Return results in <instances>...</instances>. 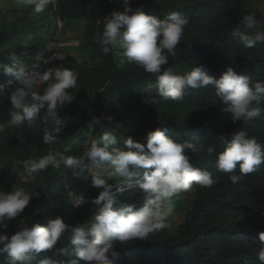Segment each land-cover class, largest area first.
Segmentation results:
<instances>
[{
    "label": "clouds",
    "instance_id": "1",
    "mask_svg": "<svg viewBox=\"0 0 264 264\" xmlns=\"http://www.w3.org/2000/svg\"><path fill=\"white\" fill-rule=\"evenodd\" d=\"M123 3V12L105 16L103 30L96 34L102 53L123 57L154 75L161 99L190 104L193 110L205 109L207 117L193 121L194 125L180 137L172 129L174 140L160 127L148 132L143 144L134 142L131 136L118 139L104 131L90 136L77 152H72L74 156L49 151L37 160L23 161L14 170H19L24 182L27 177L34 180L30 174L50 166L59 168L61 163L74 170L73 176H81L83 192L74 197V207L83 206L93 190L101 191L92 200L94 215L83 225L72 227L56 216L43 225L18 224L14 234H8L10 222L39 193L23 187L0 190V254L5 255L6 264H33L39 253L44 257L39 264H264V220H259L258 230L249 231L250 236L237 230L221 233L204 223L183 242L169 232L182 225L187 210L193 211L191 198L183 192L194 184L211 188L217 183L209 172L211 168L215 178L217 174H229L228 179L238 189L244 175L264 164V134L250 136L244 130L228 134L224 129L226 123L243 121L246 129L248 123L253 129H260L264 123L259 120L264 112V62L257 57L237 58L230 46L217 42L214 70L208 73L199 65L183 75L176 74L165 66L170 56H176L188 19L180 12L160 19L145 14L141 7H131L129 0ZM58 7V0H0V26L13 15H30V31L34 38L39 37L38 46L44 44L41 53L34 52L38 60L31 66L14 54L9 57L10 65L0 62V96L7 94L11 105L0 110L10 117L6 124H0V131L19 126L21 143L24 139L36 140L42 133L44 143L57 141L66 125L59 109L74 100L69 90L78 87L75 69L86 65L75 50L80 42L72 38L77 22L60 20ZM6 25L7 21L4 31ZM53 27L57 32L51 36ZM256 28L255 16L247 14L230 35L252 48L264 42V31L253 32ZM62 49H66L65 54ZM21 55L26 56L27 50ZM65 58L68 61L64 63ZM101 119L111 123L113 118L93 117L86 123L89 132ZM190 157L207 169L194 167ZM237 168L240 174H235ZM112 179L117 182L110 183ZM68 187L66 184L65 189ZM219 188L225 198L220 182L214 189ZM133 189L139 190L135 196L142 193L141 199L121 204L117 196ZM214 208L229 207L227 203L226 207L207 204V209L204 205L201 217L213 215ZM248 216L240 218L236 213L239 219ZM68 230L72 233L70 246L56 247ZM147 236L153 241L145 240Z\"/></svg>",
    "mask_w": 264,
    "mask_h": 264
},
{
    "label": "trees",
    "instance_id": "2",
    "mask_svg": "<svg viewBox=\"0 0 264 264\" xmlns=\"http://www.w3.org/2000/svg\"><path fill=\"white\" fill-rule=\"evenodd\" d=\"M129 4L134 8L141 7L145 14L160 19L171 12H180L188 19L184 35L176 48V56H170L169 63L165 66L170 67L176 74L183 75L192 67L199 65H203L208 73L214 70V45L217 42L220 44L224 42L230 46L237 58L257 57L264 62V42H258L254 47L248 48L230 35L233 27L247 14H253L257 20V28L252 31H264V0H129ZM58 6L57 16L60 20L77 22L78 26L72 29V38L80 42L75 50L86 64L75 69L78 73V87L69 90L75 97L74 100L59 109V114L66 125L55 143H44L43 133L36 140L24 139L21 143L18 138L23 135L22 129L19 126L5 127L0 131L1 176H8L15 167L20 168L23 161L37 160L47 155L49 151L74 156L72 152H77L90 136L102 134L104 131L112 132L118 139L131 136L134 142L143 144L146 134L158 127L164 129L166 135L173 139L172 129L176 134L178 132L180 137L181 132L188 131L189 127L194 125L193 121L207 117L205 109L193 110L190 104L172 103L170 100L161 99L156 92L154 75L127 62L123 57L102 53L100 45L96 42V34L102 32L105 16L113 11L123 12V0H58ZM29 18L30 15L27 14L13 15L2 22L0 62L10 65L9 57L13 54L23 59L28 66L38 60L33 54L35 51L41 53L44 44L38 46L40 39L37 36L33 37L29 28ZM47 20L50 22L49 18ZM6 21L8 25H6L7 30L4 31ZM50 30L51 36L57 32V28L54 27ZM25 50L27 55L22 56L21 53ZM65 50L62 49V53L65 54ZM66 61L67 58L63 60L64 63ZM0 79H3L2 76ZM7 106H11L7 94L0 96V110ZM109 116L113 118L111 123L101 119L100 124L94 126L93 132H89L86 123L93 117ZM9 119L8 114L4 115L0 111V124H6ZM259 120H264V112ZM51 127L52 125L49 126ZM247 128L243 126V121L235 124L226 123L224 127L225 133L228 134L240 130L246 131L250 136L251 133L264 134L262 132L264 123L260 125L262 131L258 128L253 129L252 123H248ZM189 139L192 140L191 137ZM190 162L194 167L202 166L207 169L194 157H190ZM73 171L72 168L61 163L59 168L50 166L38 173L30 174L35 176L34 180L27 177L26 182L19 175V170L7 180L0 177V190L7 192L16 187H23L28 192L39 193L32 198L24 212L10 222L6 230L8 234H14L18 224L43 225L48 219L56 216L62 217L64 222L72 227L90 221L95 213L92 200L101 189L93 190L83 206L74 207L73 199L83 192V188L80 183L81 176L79 178L73 176ZM209 172L217 183H221L226 197L223 198L220 188L214 189L217 183L211 188L194 184L191 190L183 192L186 193L184 196L191 198L192 203L189 205L193 206V211L189 212L186 209L182 225L177 230L173 228L169 232L176 234L177 240L183 242L187 240L188 234L194 232L197 225L204 223L206 227H213L221 233L237 230L238 233L250 236L249 231L258 230L259 220H264V164L253 173L244 175L239 181L238 189H235L234 184L228 179L229 174H217L215 178L214 169L211 168ZM236 172L235 174H240L238 168ZM109 182L117 181L112 179ZM66 184L69 186L68 189H65ZM138 191L129 190L117 197L121 204L128 205L131 200L141 199V192L135 196V192ZM226 203L229 207L227 210L214 208L213 215L206 213L203 218L201 217L204 205L207 209V204L213 207L218 205L226 207ZM236 213L240 218L243 215L249 216L246 219H239ZM71 235L70 230L66 231L56 247L70 246ZM144 239L150 240V237ZM152 241L151 238L150 242ZM249 247L252 248L251 245ZM49 253L52 256V252ZM41 257L44 258L41 253L37 254L33 264H39V261L43 260ZM0 264H6L3 254H0Z\"/></svg>",
    "mask_w": 264,
    "mask_h": 264
},
{
    "label": "rangeland",
    "instance_id": "3",
    "mask_svg": "<svg viewBox=\"0 0 264 264\" xmlns=\"http://www.w3.org/2000/svg\"><path fill=\"white\" fill-rule=\"evenodd\" d=\"M59 25L61 26V24H59ZM70 33H71V32H70ZM14 169H16V167H15ZM15 172H16V171L13 170L12 173L9 174L8 176H3V180H4L5 178H6V180H7V178H8L10 175H13ZM0 177H2L1 174H0ZM84 197H85V196H84Z\"/></svg>",
    "mask_w": 264,
    "mask_h": 264
}]
</instances>
